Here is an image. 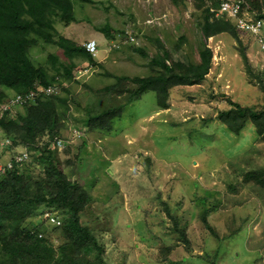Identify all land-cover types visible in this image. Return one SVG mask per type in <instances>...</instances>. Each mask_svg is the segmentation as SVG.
Segmentation results:
<instances>
[{
  "label": "rangeland",
  "instance_id": "374dc122",
  "mask_svg": "<svg viewBox=\"0 0 264 264\" xmlns=\"http://www.w3.org/2000/svg\"><path fill=\"white\" fill-rule=\"evenodd\" d=\"M73 10L74 20L56 21L58 35L82 46L94 39L99 44L94 60L102 65L75 60L74 80L63 86L81 107L94 103V93L112 84L114 75L148 76L149 61L158 54L156 39L174 60H197L200 43L212 50L206 80L174 87L168 109L148 91L126 105L110 129L78 126L85 131L81 139L67 140L68 155L59 151L64 172L89 196L81 220L103 243L108 264H212V257L215 264H264V191L244 181L251 171L264 172V138L257 137L250 119L233 134L218 118L229 100L253 112L263 108L264 54L257 43L238 33L240 45L232 32L205 39L198 24L202 11H195L191 1L180 6L170 0L74 1ZM106 25L113 40L101 31ZM122 31L135 39L122 44ZM255 47L257 54L250 58ZM49 54L65 61L57 46L42 43L30 58L35 66L49 68ZM22 110L15 108L10 116ZM71 113L82 111L72 105ZM66 124H74L71 117ZM168 214L177 215L178 223ZM30 222L53 228L41 216Z\"/></svg>",
  "mask_w": 264,
  "mask_h": 264
},
{
  "label": "trees",
  "instance_id": "16d2710c",
  "mask_svg": "<svg viewBox=\"0 0 264 264\" xmlns=\"http://www.w3.org/2000/svg\"><path fill=\"white\" fill-rule=\"evenodd\" d=\"M74 1L86 3L90 0H0V105L10 98L6 90L14 95L29 94L37 86H53L58 90L57 94L29 100L20 106L23 110L15 116H10L9 111L0 116V135L10 141L9 147L13 151L18 147L27 148L30 153V162L14 163L12 169L0 175V264H108L103 243L81 220V214L90 205L89 196L64 172L60 149L55 146L54 139L70 140L72 129L82 132L81 139L85 131L78 126L90 130L110 129L123 108L148 91L156 93L161 109H168L170 91L174 87L203 84L213 67L212 50L204 43L197 48V60L186 57L181 61L174 60L156 39L158 54L149 61L151 73L148 76L114 75L112 84L94 93L97 97L94 103L81 107L75 98H70L69 89L63 86L74 80L73 70L78 67L75 60L80 58L91 65H102L86 52L84 45L57 33L56 21L66 24L75 19ZM170 1L176 6L191 1L195 11H202V20L198 24L205 39L232 32L242 44L230 19L226 16L215 19L211 12L222 0ZM243 1L248 9L256 12L257 18L264 17V0ZM101 31L107 38L114 39L108 25ZM122 33L124 31L120 32L122 44H125ZM40 43L57 46L65 61L49 54L46 58L49 68L35 66L30 51ZM135 50L142 56L147 54L143 49ZM243 58L249 67L245 53ZM261 81L264 92V80ZM110 98H116L117 103L110 105ZM72 105L82 114L71 113ZM70 117L74 124L67 126L66 120ZM218 118L233 134H238L250 119L257 137L264 138V106L253 112L229 100V107L221 111ZM61 150L65 155L69 154L68 148ZM245 176V182L252 181L264 191V172L251 171ZM45 213L59 220L60 225L52 224L44 217ZM168 215L178 223L177 215ZM40 216L46 225L53 227L50 231L30 222ZM205 219L202 215L204 225L218 239L220 236L205 223ZM179 233L190 249L183 230ZM166 250L168 252L169 248ZM214 259L212 257V264H215Z\"/></svg>",
  "mask_w": 264,
  "mask_h": 264
},
{
  "label": "built area",
  "instance_id": "2783aa9c",
  "mask_svg": "<svg viewBox=\"0 0 264 264\" xmlns=\"http://www.w3.org/2000/svg\"><path fill=\"white\" fill-rule=\"evenodd\" d=\"M214 14V17H223L226 16L230 19L231 23L233 24L234 28L244 35L249 36L253 41L257 43L259 46V51L264 54V17L257 18V14L255 11L248 9L247 6L244 5L243 0H222L219 7L215 10H211ZM129 40L133 41L134 37L132 35H128ZM84 48L87 53L91 56L95 57L98 54V43L92 39L87 40L84 43ZM264 69V67H263ZM58 90L57 87L53 86H37L35 90L31 91L29 94H17L14 97L9 98L5 103L0 105V116L7 111H12L17 106H22L29 100H35L41 96H48L52 94H57ZM72 131H78L80 134H71L70 137L73 139L79 138L82 135V132L77 129H72ZM65 140L60 138H55L54 143L58 149H63L66 145ZM6 144L5 140L0 139V148L4 147ZM29 159V154L24 150L14 159L7 161L6 163L0 162V175H3L6 170L12 169L14 163L22 164ZM45 218H49V221L52 224L59 225L60 222L49 216L48 213L44 214Z\"/></svg>",
  "mask_w": 264,
  "mask_h": 264
},
{
  "label": "clouds",
  "instance_id": "9594fccd",
  "mask_svg": "<svg viewBox=\"0 0 264 264\" xmlns=\"http://www.w3.org/2000/svg\"><path fill=\"white\" fill-rule=\"evenodd\" d=\"M122 36L125 38V40H127V42H130L131 40H129V37H128V35L124 32V33H122ZM133 36V35H132ZM134 37V36H133ZM135 39V38H134ZM125 40L123 41V42H125ZM126 44V43H125ZM132 45V44H131ZM99 46V45H98ZM98 51H99V49H98ZM96 57V56H95ZM94 57V58H95ZM15 96V95H14ZM13 96V97H14ZM10 98H11V96H10ZM2 105V104H1ZM18 107H20V106H17V107H15L16 109L18 108ZM14 108V109H15ZM9 114H11V111L9 112ZM0 139L1 140H5L6 141V144H5V146L4 147H1L0 148V162H3V163H6L7 161H9V160H11V159H14L15 158V156H17L18 154H20L21 152H23L24 150L28 153V154H30L29 152H28V150H27V148H23V147H18L17 149H16V152L15 153H10L11 155H9V152H8V150H9V146H10V141L7 139V138H5V137H3V136H0ZM19 149V151H17ZM7 153V154H6ZM26 162H30V160L28 159ZM26 162H24V163H26ZM59 221V220H58ZM60 225V224H59ZM58 226V225H57Z\"/></svg>",
  "mask_w": 264,
  "mask_h": 264
},
{
  "label": "crops",
  "instance_id": "0c3cea01",
  "mask_svg": "<svg viewBox=\"0 0 264 264\" xmlns=\"http://www.w3.org/2000/svg\"><path fill=\"white\" fill-rule=\"evenodd\" d=\"M211 38H214V37H211ZM252 41V40H251ZM255 46V45H254ZM211 47V46H210ZM257 54V48L255 47V50L254 49H251V52L248 54V56L250 55V58H252L254 56V54ZM257 59V58H256ZM263 61V67H264V59L262 60ZM211 71V70H210ZM263 71V75H262V79H264V69H262Z\"/></svg>",
  "mask_w": 264,
  "mask_h": 264
}]
</instances>
